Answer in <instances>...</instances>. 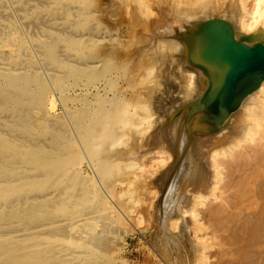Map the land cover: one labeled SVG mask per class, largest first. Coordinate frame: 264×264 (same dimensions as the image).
Returning a JSON list of instances; mask_svg holds the SVG:
<instances>
[{"label":"bare ground","instance_id":"6f19581e","mask_svg":"<svg viewBox=\"0 0 264 264\" xmlns=\"http://www.w3.org/2000/svg\"><path fill=\"white\" fill-rule=\"evenodd\" d=\"M171 10L177 27L157 37ZM186 11L264 35V0H0V264L125 257L104 252L122 185L168 186L197 216L214 250L194 264H264V80L222 122L206 117L208 79L178 56ZM172 223L145 240L177 264L192 250Z\"/></svg>","mask_w":264,"mask_h":264},{"label":"water","instance_id":"95a60500","mask_svg":"<svg viewBox=\"0 0 264 264\" xmlns=\"http://www.w3.org/2000/svg\"><path fill=\"white\" fill-rule=\"evenodd\" d=\"M191 24L194 28L186 26V33L176 38L181 44L178 56L208 79L198 109L209 119L222 122L264 80V35L243 34L229 21L216 18ZM242 41L260 43L247 46Z\"/></svg>","mask_w":264,"mask_h":264},{"label":"rangeland","instance_id":"374dc122","mask_svg":"<svg viewBox=\"0 0 264 264\" xmlns=\"http://www.w3.org/2000/svg\"><path fill=\"white\" fill-rule=\"evenodd\" d=\"M96 9L98 11L97 19L100 21L101 20L104 22L108 21L109 23L112 22L113 24H116L117 21L119 20L121 21L122 15L119 9L116 12H114L116 8L112 9V11H108L105 15H103L104 11L100 7L96 6ZM101 13L103 16L100 15ZM200 13L203 12L200 11ZM115 14H118L119 17L116 16ZM185 15H188L189 18L192 19L190 20L193 21L194 19H197L199 16H202L203 14L198 16V14L195 12L186 11ZM100 16L102 18H100ZM165 21L167 22L164 24L163 29H161L156 34L157 37H162V34L164 32L163 30L170 29L171 27L175 28L178 25L177 17L172 14V10L170 11V13H168V17ZM114 26H117V24ZM126 70L128 71V68ZM200 139L203 138L200 137ZM130 186L133 189H131ZM130 186L122 185L121 186L122 188L119 187L117 189H119L118 191L121 190L122 192L125 191V189H127L129 190V192L131 190L132 193L137 194V192L136 193L134 192L136 189L133 187V185ZM167 187L168 186H166L165 190L161 191L158 195L156 196L154 195L151 197L145 196L144 193H139L137 194V196H135L131 192L130 193L127 192L126 194L118 198L114 197V201H116V203L113 201L114 204L120 207V209H122V211L125 212L123 213L126 216V217L123 215L121 216L124 223L120 222V223L112 224L113 227L111 226L109 231L110 234H109L108 245L110 248L107 251L105 250L104 252L111 254L113 252L110 251L121 248L125 253V257H123V253H120L118 251L116 253L115 251L114 258H116V262L114 264H138L139 261L138 259H140V255H144L146 264H158V263L175 264V263H168L167 261L163 262L162 260H159L156 254L151 251L149 245L147 244L148 243L147 240H145L147 236L146 234L147 231L148 230L150 231L149 229L150 225L151 227H156L159 230H161L163 233L167 234V232H176V230L173 229L171 225L173 224L172 222L174 223L176 222V224L184 225L185 228L184 230L189 232L188 239L190 240V245L192 250L191 256L190 258H187L186 256H181L177 264H194V260L196 256L201 255L200 251L202 248L206 249L209 252L214 250L211 244V238L209 234H205L204 239H202L201 241H199L198 238L194 235V232L196 230L201 231V229L196 227L197 225L200 226L196 218L197 216H193V214L187 212V210L184 213L179 211L178 208L180 207V205L182 206V202L178 198L175 199V195L173 194L168 195L166 193ZM113 202L111 201V203ZM182 207L185 208L184 206ZM167 216L169 219L166 220ZM164 220H166L168 223L166 224L163 223ZM117 225L119 226L117 227Z\"/></svg>","mask_w":264,"mask_h":264}]
</instances>
